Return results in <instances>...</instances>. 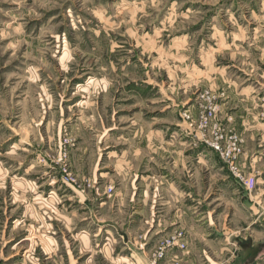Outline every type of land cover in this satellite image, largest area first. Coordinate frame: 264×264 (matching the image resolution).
<instances>
[{"label":"rangeland","instance_id":"rangeland-1","mask_svg":"<svg viewBox=\"0 0 264 264\" xmlns=\"http://www.w3.org/2000/svg\"><path fill=\"white\" fill-rule=\"evenodd\" d=\"M216 124L240 138L238 172L253 189L215 155L222 174L203 171L215 200L199 207L214 231L188 221L150 235L129 217L143 153H197L203 170ZM257 132L264 0H0L6 264L39 263L44 252V264H264Z\"/></svg>","mask_w":264,"mask_h":264},{"label":"crops","instance_id":"crops-1","mask_svg":"<svg viewBox=\"0 0 264 264\" xmlns=\"http://www.w3.org/2000/svg\"><path fill=\"white\" fill-rule=\"evenodd\" d=\"M257 136H259L260 141L263 143L264 132H257L255 137ZM251 152L252 151H250V153ZM257 153L259 152H255V154ZM143 154L144 157L146 156V159L143 160L145 167L144 176H142V180L138 182L140 183L138 187L141 189V195L138 198L135 196V199L132 198L129 200V206H131L129 209L135 211L132 212L129 217H137L140 219L144 229L151 230L149 232L150 235L160 230L170 228L172 225L175 227H186L188 221L190 226L195 227L196 229L201 226L203 227L202 229L207 232L212 229L213 225L211 224L212 221L209 218V211L207 210L206 214L205 211L199 212V207L202 206L200 205L201 200L209 199L211 194L214 193L211 174L209 173L205 176L203 171L212 172L213 169L217 168L215 172L221 173L224 170L220 160L215 156L217 154H206V156L213 154L214 160L206 161V164L202 165L204 168L203 170H200V159L195 155L197 153ZM250 157H254V160L257 158V156L253 154L250 155ZM241 160H243V158ZM133 188H136V186H133ZM259 195L261 199L260 201L264 200V189L260 190L258 196ZM200 196L202 197L200 198ZM212 199H209V202H213L215 200ZM153 206H159V211L153 213ZM139 207H141L140 211ZM17 221L18 219H13L11 221L12 225H14ZM94 221L97 224H102L96 219H94ZM200 222L201 224L198 225ZM1 233L2 238L5 236L6 239H3L5 242L0 247V264H6L7 260L14 255L9 256L6 253V250H4V244H7L8 242L10 243L13 239L11 241L8 239L5 229L0 230V234ZM80 233L82 232H79V234ZM42 238H44L46 242H49V239L47 238L50 237H46V234L43 235ZM23 239L26 240L25 237H22L18 243L24 241ZM194 239L195 238L190 237L191 242H193ZM14 247L15 245H13L11 249ZM21 248L23 247H20V250ZM25 253L26 252H24L22 256H24ZM194 253H198V251H191L190 260L192 263H196V259L193 256ZM36 258H38L39 263L34 262V264H44V261H50V254L44 252L43 257L40 258V256H37ZM24 261L25 259L23 257L21 262Z\"/></svg>","mask_w":264,"mask_h":264},{"label":"built area","instance_id":"built-area-1","mask_svg":"<svg viewBox=\"0 0 264 264\" xmlns=\"http://www.w3.org/2000/svg\"><path fill=\"white\" fill-rule=\"evenodd\" d=\"M214 112L212 108L209 109L206 117L203 119L204 123L212 121ZM212 149L218 155L221 162L228 166L229 170L243 185L245 190L251 191L254 187L253 179L241 176L237 168V160L242 155L240 138L235 133L224 131V129H221L217 125V127H215V140L212 143Z\"/></svg>","mask_w":264,"mask_h":264},{"label":"bare ground","instance_id":"bare-ground-1","mask_svg":"<svg viewBox=\"0 0 264 264\" xmlns=\"http://www.w3.org/2000/svg\"><path fill=\"white\" fill-rule=\"evenodd\" d=\"M180 238L178 237V236H175L174 238H173V245H178V243L180 242Z\"/></svg>","mask_w":264,"mask_h":264}]
</instances>
